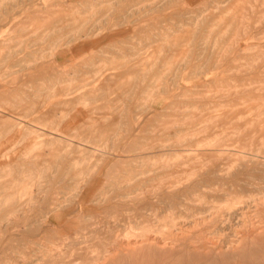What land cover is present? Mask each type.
Masks as SVG:
<instances>
[{
	"label": "rangeland",
	"instance_id": "374dc122",
	"mask_svg": "<svg viewBox=\"0 0 264 264\" xmlns=\"http://www.w3.org/2000/svg\"><path fill=\"white\" fill-rule=\"evenodd\" d=\"M263 14L0 0V264H264Z\"/></svg>",
	"mask_w": 264,
	"mask_h": 264
},
{
	"label": "bare ground",
	"instance_id": "6f19581e",
	"mask_svg": "<svg viewBox=\"0 0 264 264\" xmlns=\"http://www.w3.org/2000/svg\"><path fill=\"white\" fill-rule=\"evenodd\" d=\"M264 15V14H263ZM246 28V27H245ZM183 29V28H182ZM242 42V41H241ZM152 45V44H151ZM166 45V44H165ZM58 46V45H57ZM171 46V45H170ZM242 47V46H241ZM57 49H58V47H57ZM55 54V53H54ZM224 55V54H223ZM253 57H255V56H253ZM259 59V58H258ZM255 61H257V60H255ZM22 69H24V68H22ZM21 69V70H22ZM35 70V69H34ZM232 70V69H231ZM153 97V96H152ZM149 98H150V96H149ZM259 119V118H258ZM212 124V123H211ZM253 124V123H252ZM251 127V126H250ZM90 143V142H89ZM194 151V150H193ZM223 151V150H222ZM249 155V154H248ZM253 156V155H252ZM228 161V160H227ZM171 166V165H170ZM184 166V165H183ZM182 166V167H183ZM209 166V165H208ZM221 166V165H220ZM166 167L167 166H165V169H166ZM201 167V166H200ZM229 167V166H228ZM186 168V167H185ZM199 168V167H198ZM225 168V167H224ZM197 169V168H196ZM200 169V168H199ZM207 169V168H206ZM214 169V168H213ZM213 169H210V170H213ZM193 170H195V168L193 169ZM216 170H218V169H216ZM42 171V170H41ZM157 171V170H156ZM220 171V170H219ZM190 172V171H189ZM195 172H197V171H195ZM191 173H193L192 171H191ZM224 173V172H223ZM234 173V172H233ZM170 174V173H169ZM186 174V173H185ZM216 174H218V173H216ZM166 175V174H165ZM182 175V174H181ZM202 175H204V174H202ZM234 175H235V173H234ZM157 176V175H156ZM186 176H188V175H186ZM213 176H215V175H213ZM217 176V175H216ZM185 177V176H184ZM226 178V177H225ZM153 179V178H152ZM198 180V179H197ZM226 180V179H225ZM169 182V181H168ZM195 182H196V180H195ZM160 183V182H159ZM161 183H162V181H161ZM172 183H174V182H172ZM203 183V182H202ZM207 183V182H206ZM241 183V182H240ZM163 184V183H162ZM170 184H171V182H170ZM209 184V183H208ZM121 185V184H120ZM206 185V184H205ZM157 186V185H156ZM163 186V185H162ZM208 187V186H207ZM206 187V188H207ZM212 187V186H211ZM16 188V187H15ZM158 188V187H157ZM165 188V187H164ZM176 189V188H175ZM180 189V188H179ZM212 189H214V188H212ZM172 191V190H171ZM175 191V190H174ZM176 191H178L177 189H176ZM217 192V191H216ZM212 193H213V190H212ZM232 193H234V192H232ZM242 193V192H241ZM214 194V193H213ZM236 194V193H235ZM198 195V194H197ZM179 196V195H178ZM234 196V195H233ZM210 197V196H209ZM245 197V196H244ZM243 197V198H244ZM80 198V197H79ZM215 198V197H214ZM235 198H236V195H235ZM240 198V197H239ZM180 199V198H179ZM201 199V198H200ZM203 199V198H202ZM211 199H212V197H211ZM215 200V199H214ZM187 201V200H186ZM213 201V200H212ZM250 201V200H249ZM192 202V201H191ZM196 202V201H195ZM216 202V201H215ZM214 203V202H213ZM220 203V202H219ZM209 204H211V203H209ZM224 204V203H223ZM226 204V203H225ZM237 204H241L242 205V203H240V201H235L234 203L233 202H231V203H227L226 205H225V208H227V213H230V212H228V211H230V210H232L233 208H235V206L237 205ZM244 204V203H243ZM194 205V204H193ZM205 205V204H204ZM210 206V205H209ZM222 206V205H221ZM240 206V205H239ZM172 207V206H171ZM170 207V208H171ZM196 207V206H195ZM237 207V206H236ZM247 207V206H246ZM213 208V207H212ZM172 209V208H171ZM211 209V208H210ZM204 210V209H203ZM206 210V209H205ZM216 210V209H215ZM214 210V211H215ZM237 210V209H236ZM244 210H245V208H244ZM57 212V211H56ZM201 213V212H200ZM215 213V212H214ZM245 213H247V212H245ZM201 215V214H200ZM212 215V214H211ZM210 215V216H211ZM235 215H236V213H235ZM191 216V215H190ZM231 214H229V217H228V219L226 220V222L229 224V225H232V227L234 226V225H236L237 223H235L234 224V222H233V220H231ZM194 217V216H193ZM216 217V216H215ZM225 217V216H224ZM188 218V217H187ZM192 218V217H191ZM206 218V217H205ZM218 218V217H217ZM178 219V218H177ZM181 219V218H180ZM189 219V218H188ZM233 219V218H232ZM235 219V218H234ZM174 220V219H173ZM218 220V219H217ZM225 220V219H224ZM248 220V219H247ZM203 221V220H202ZM205 221V220H204ZM171 222V221H170ZM220 222V221H219ZM248 222V221H247ZM179 223V222H178ZM192 223H193V221H192ZM232 223V224H231ZM196 224V223H195ZM211 224V223H210ZM209 224V225H210ZM213 225H221V223H218L217 221L216 222H214V223H212ZM226 224V223H225ZM199 225H200V223H199ZM174 226V225H173ZM178 226V225H177ZM192 226V225H191ZM225 228V227H224ZM223 228V229H224ZM210 229V228H209ZM222 229V230H223ZM226 229V228H225ZM166 230H168V231H170L169 230V228H167ZM219 230H220V227H219ZM227 230H229V229H227ZM173 231V230H172ZM231 231V230H230ZM221 232V231H220ZM226 232V231H225ZM166 233V232H165ZM219 233V232H218ZM251 233H252V231H251ZM174 234V233H173ZM173 234H170V235H168V237H166V238H161L160 239V241L159 242H157V239L155 240V239H153L150 243H149V239H147V233H146V231H143L142 233H140V235H130V234H126V236L124 237L127 241H131L133 238L134 239H137V241H136V245L134 246V247H132V248H126L124 251H121V253H124V252H127V251H130V252H132L131 254H133V252H136V251H138V250H140L141 248H143V247H145V246H150V247H153L155 244L157 245V244H159V247L160 248H163V247H167V246H170V248H171V246H173V247H175L178 243H181V241L182 242H185L187 239H185V238H187V237H185L184 239H177V238H174L173 237ZM183 234V233H182ZM255 234V233H254ZM181 235V234H180ZM202 235V234H201ZM207 235V234H206ZM232 235H234V234H232ZM249 235V234H248ZM199 236V235H198ZM153 237V236H152ZM201 238V237H200ZM198 239L197 241H200L201 243H203V241H202V239ZM212 239V238H211ZM216 239V238H215ZM214 239V240H215ZM223 239V238H222ZM206 240H208V239H205L204 241H206ZM229 240V239H228ZM132 242V241H131ZM134 243V242H133ZM177 243V244H176ZM227 243V242H226ZM236 244H238L237 243V241H236V243L234 242V241H229V243L228 244H226V245H224V248L226 249V250H235V249H237V247H236ZM240 244V243H239ZM123 245H126L125 243L123 244ZM139 245V246H138ZM175 245V246H174ZM177 247H178V245H177ZM167 248H169V247H167ZM201 248H204L205 249V247L203 246V247H201ZM172 249V248H171ZM178 249V248H177ZM195 250V249H194ZM238 250V249H237ZM119 252V251H118ZM113 253V252H112ZM120 253V254H121ZM127 253H125V255H126ZM219 257V256H218ZM104 258V257H103ZM117 258V257H116ZM115 257H112L111 258V261L110 262H113L115 259H116ZM100 261H102L101 259H97V260H95V261H93L92 263L93 264H99V262Z\"/></svg>",
	"mask_w": 264,
	"mask_h": 264
}]
</instances>
